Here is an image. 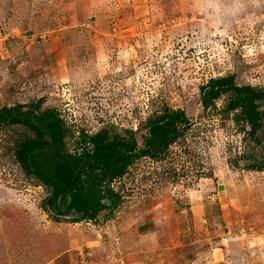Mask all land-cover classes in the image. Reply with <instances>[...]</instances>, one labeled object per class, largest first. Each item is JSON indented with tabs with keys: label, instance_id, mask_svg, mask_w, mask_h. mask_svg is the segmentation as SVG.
Returning <instances> with one entry per match:
<instances>
[{
	"label": "rangeland",
	"instance_id": "obj_1",
	"mask_svg": "<svg viewBox=\"0 0 264 264\" xmlns=\"http://www.w3.org/2000/svg\"><path fill=\"white\" fill-rule=\"evenodd\" d=\"M227 75L264 89V0H0V107L39 102L75 137L130 131L138 148L154 112L188 120L111 184L109 217L77 223L53 221L11 158L23 129L0 130V264H264V170L245 167L262 149L199 105Z\"/></svg>",
	"mask_w": 264,
	"mask_h": 264
},
{
	"label": "trees",
	"instance_id": "obj_2",
	"mask_svg": "<svg viewBox=\"0 0 264 264\" xmlns=\"http://www.w3.org/2000/svg\"><path fill=\"white\" fill-rule=\"evenodd\" d=\"M198 96L203 111L232 114L245 137L262 149L258 162L246 169L264 170V89L238 85L227 75L208 79ZM222 98L224 104L217 109L215 103ZM187 125L181 110L154 112L144 122L145 136L138 148L130 131L120 136L108 130L94 134L79 130L75 137L57 111L42 109L39 102L0 107V130L24 131V136L7 141L11 158L24 175L49 191L44 211L55 222L70 214L74 223L93 222L104 213L109 217L120 202L111 184L139 157L163 153ZM68 139H73L70 150Z\"/></svg>",
	"mask_w": 264,
	"mask_h": 264
},
{
	"label": "crops",
	"instance_id": "obj_3",
	"mask_svg": "<svg viewBox=\"0 0 264 264\" xmlns=\"http://www.w3.org/2000/svg\"><path fill=\"white\" fill-rule=\"evenodd\" d=\"M190 213V212H189ZM58 258H55L54 260L48 262L47 264H54Z\"/></svg>",
	"mask_w": 264,
	"mask_h": 264
}]
</instances>
